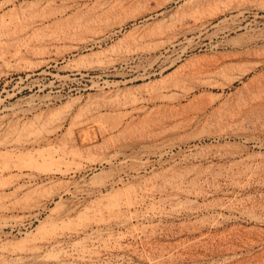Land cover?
Returning <instances> with one entry per match:
<instances>
[{"label":"rangeland","instance_id":"rangeland-1","mask_svg":"<svg viewBox=\"0 0 264 264\" xmlns=\"http://www.w3.org/2000/svg\"><path fill=\"white\" fill-rule=\"evenodd\" d=\"M0 264H264V0H0Z\"/></svg>","mask_w":264,"mask_h":264},{"label":"bare ground","instance_id":"bare-ground-1","mask_svg":"<svg viewBox=\"0 0 264 264\" xmlns=\"http://www.w3.org/2000/svg\"><path fill=\"white\" fill-rule=\"evenodd\" d=\"M63 119H64V117H63ZM62 121V120H61ZM22 174V173H21Z\"/></svg>","mask_w":264,"mask_h":264}]
</instances>
